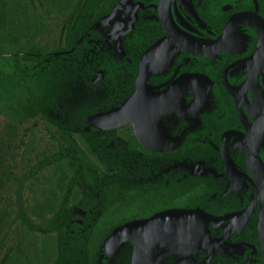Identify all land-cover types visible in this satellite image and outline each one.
<instances>
[{"label": "flooded vegetation", "instance_id": "obj_1", "mask_svg": "<svg viewBox=\"0 0 264 264\" xmlns=\"http://www.w3.org/2000/svg\"><path fill=\"white\" fill-rule=\"evenodd\" d=\"M140 1L144 9L133 29L128 16L104 23L113 26L105 36L110 40L122 37L115 25L126 28V62L104 66L96 58L104 77L87 88L90 95L81 96L78 122L65 131L80 136V148L95 152L102 166L117 171L127 166V172L97 176L96 191L65 200L61 210L73 221L57 227H90L96 217L97 224L113 222L123 203L127 214L136 217L108 227L169 211L199 210L208 216L205 232L175 229L155 246L158 264H264V0ZM118 2H74L87 12H63L58 18L65 24L64 35L75 36L76 45ZM124 3L128 14L132 0ZM96 96L105 99L99 106ZM126 101L124 126L111 131L90 122ZM114 150L123 152L118 160L102 156ZM105 181L120 190L112 191L111 204L99 191ZM5 188L10 189L1 182L0 191ZM11 191L14 198L5 208L1 203L0 227L10 216L18 230L46 227L33 213H28L30 225L18 219L16 191ZM86 198L94 205L89 210L80 207ZM109 204L115 206L113 220L105 218Z\"/></svg>", "mask_w": 264, "mask_h": 264}, {"label": "trees", "instance_id": "obj_2", "mask_svg": "<svg viewBox=\"0 0 264 264\" xmlns=\"http://www.w3.org/2000/svg\"><path fill=\"white\" fill-rule=\"evenodd\" d=\"M74 2L78 0H0V185L15 189L18 219L30 225L28 213H33L46 224L20 227L18 244L7 248L0 264H97L99 248L115 228L108 225L136 217L127 214L120 200L113 222L93 221L86 232L87 227H57L73 221L61 210L65 200L96 191L97 176L125 174L119 167L102 166L95 152L80 148V136L65 132L78 122L80 98L89 87L82 56L78 49L72 51L75 36L64 35L65 24L58 18L68 9L81 14ZM42 143L55 149L39 148ZM104 186L99 191L111 204L112 191L120 190L107 181ZM26 191L33 203L25 201ZM88 199L80 205L84 210L94 206ZM110 204L105 218L113 220L115 206Z\"/></svg>", "mask_w": 264, "mask_h": 264}, {"label": "water", "instance_id": "obj_3", "mask_svg": "<svg viewBox=\"0 0 264 264\" xmlns=\"http://www.w3.org/2000/svg\"><path fill=\"white\" fill-rule=\"evenodd\" d=\"M129 8L127 14V5H125L124 0H119L109 17L103 19V22L96 23L95 26L91 30H88L82 36V39L74 46L72 51L78 49L79 54L82 56L83 61L81 65L87 70L85 79L89 87L94 84L97 86L96 83L104 77V72H97L98 68L96 63L98 60H96V58H98L100 60L98 62L102 63L104 66L126 62L124 60L127 56L125 55L122 46L123 36L127 34L126 28L120 24L115 25V32H121L122 37L119 38V41L114 39L110 40L106 39L105 36L106 32L109 31V28H112L113 26L110 25V27H108L105 26L106 24L104 23L117 16H128L127 24L133 29L135 24L138 23L140 12L144 7L140 0H132V4L131 6L129 5ZM124 24L126 23L124 22ZM118 36L116 38H118ZM117 42L118 47L116 45ZM100 68V70L105 69L111 71V69H106L103 66ZM84 95V97H87L90 94L87 93ZM96 100H98V103L96 102L97 105L105 99H99L98 96H96ZM106 112L108 113H98L90 117V122L94 121L100 126V128H106L111 131H115L127 123V101L119 108ZM104 121H108V124H101ZM141 136L143 135L139 134L140 138H142ZM122 153V151L114 150L113 152L108 153L102 152V156H104V158H112L116 161L122 156ZM121 170L127 172V166L121 167ZM98 218L99 217H96L94 221L97 222ZM206 219L208 220V216L202 214L199 210H177L164 212L147 220H134L115 227L105 237L99 248L97 264H158L154 259V251L155 246L159 241L176 232L175 229L193 234L199 232L203 233L205 232V228L202 227V224L207 221ZM174 223L183 225L189 224V226L174 227ZM91 227L92 225L87 227V229H84L83 232H86Z\"/></svg>", "mask_w": 264, "mask_h": 264}, {"label": "rangeland", "instance_id": "obj_4", "mask_svg": "<svg viewBox=\"0 0 264 264\" xmlns=\"http://www.w3.org/2000/svg\"><path fill=\"white\" fill-rule=\"evenodd\" d=\"M4 118L0 117V129L1 126L3 124ZM40 134H43L42 132H40ZM39 134V135H40ZM44 146V143H42V145L40 146V148H42ZM49 146V145H47ZM27 193V191H26ZM31 197V199H30ZM33 195H30L29 193H27L25 195V201H27V198L29 200V203H33L34 198H32ZM14 198L13 195V191H11L10 189H3L0 191V207L4 206V208L6 207V205H8V201ZM2 203V204H1ZM28 208V207H27ZM29 209V208H28ZM12 217H8L5 221V227H0V262L2 261V259L4 258L5 254H6V250L8 247H10L11 245H15L18 244L19 240H18V236H15V233H18V227H13L12 224ZM14 247V246H13Z\"/></svg>", "mask_w": 264, "mask_h": 264}]
</instances>
